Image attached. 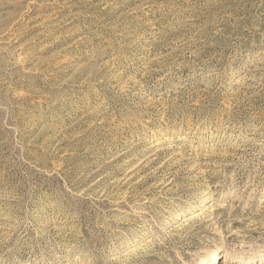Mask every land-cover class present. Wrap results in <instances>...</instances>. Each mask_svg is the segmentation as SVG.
<instances>
[{"label":"rangeland","instance_id":"rangeland-1","mask_svg":"<svg viewBox=\"0 0 264 264\" xmlns=\"http://www.w3.org/2000/svg\"><path fill=\"white\" fill-rule=\"evenodd\" d=\"M264 264V0H0V264Z\"/></svg>","mask_w":264,"mask_h":264},{"label":"bare ground","instance_id":"bare-ground-1","mask_svg":"<svg viewBox=\"0 0 264 264\" xmlns=\"http://www.w3.org/2000/svg\"><path fill=\"white\" fill-rule=\"evenodd\" d=\"M213 264H215V262L217 261V255L214 256V260H213Z\"/></svg>","mask_w":264,"mask_h":264}]
</instances>
